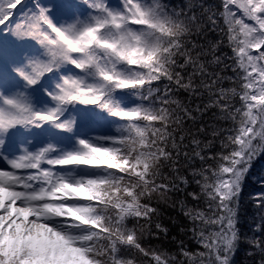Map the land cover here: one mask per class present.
<instances>
[{
  "label": "snow or ice",
  "instance_id": "6c2138e0",
  "mask_svg": "<svg viewBox=\"0 0 264 264\" xmlns=\"http://www.w3.org/2000/svg\"><path fill=\"white\" fill-rule=\"evenodd\" d=\"M0 32V264H236L242 244L264 264L238 227L264 156V0H0ZM160 205L195 249L152 243Z\"/></svg>",
  "mask_w": 264,
  "mask_h": 264
},
{
  "label": "trees",
  "instance_id": "16d2710c",
  "mask_svg": "<svg viewBox=\"0 0 264 264\" xmlns=\"http://www.w3.org/2000/svg\"><path fill=\"white\" fill-rule=\"evenodd\" d=\"M27 2L31 3L32 0H27ZM205 2L210 5H219L220 0H205ZM210 38L218 39L219 37L215 33H212L210 34ZM0 44L5 46L11 45V36H6L0 32ZM222 51L227 52L229 55L231 54L228 48H223ZM227 74L231 75V72L229 71ZM198 102L199 101H195L194 103ZM211 119V112H209L208 116L205 117V120L211 122ZM192 187L195 186L193 185ZM191 190L192 188L189 189V191ZM261 196H264V156L260 157L252 166L241 193L238 227L242 236L264 237V231L253 232V229L264 221V207L258 208L256 206L259 202V197ZM188 203L189 205H192L194 202L191 198H189ZM159 207L162 213L161 220L164 225L169 228V235L167 240H154L152 243L162 244L164 248L174 252L177 251L176 242L172 240V237L175 236L177 240H184L190 249H195L197 246L189 239L190 234L180 232L181 227L188 228L190 227V224L188 220L179 212V209H173L171 207H166L165 205H160ZM173 219L176 223H173ZM247 249V244L241 245L240 251L237 252L235 257L236 264H246V261L251 259L246 255Z\"/></svg>",
  "mask_w": 264,
  "mask_h": 264
},
{
  "label": "rangeland",
  "instance_id": "374dc122",
  "mask_svg": "<svg viewBox=\"0 0 264 264\" xmlns=\"http://www.w3.org/2000/svg\"><path fill=\"white\" fill-rule=\"evenodd\" d=\"M1 45V44H0ZM10 46V45H9ZM4 165H3V163L2 162H0V167H3Z\"/></svg>",
  "mask_w": 264,
  "mask_h": 264
}]
</instances>
